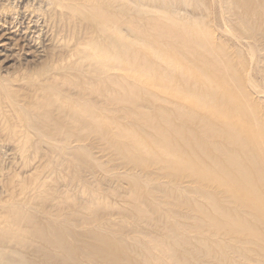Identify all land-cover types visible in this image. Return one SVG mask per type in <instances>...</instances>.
<instances>
[{
	"label": "rangeland",
	"instance_id": "obj_1",
	"mask_svg": "<svg viewBox=\"0 0 264 264\" xmlns=\"http://www.w3.org/2000/svg\"><path fill=\"white\" fill-rule=\"evenodd\" d=\"M213 1L169 0L167 9L170 5L176 10V21L173 23L175 31L178 26L186 25L188 29H182L183 34L202 32L206 37L208 32L215 36L217 59H210L214 64H204L209 70L202 68L205 69L204 74L206 72V75L213 76L212 73H216L217 68L225 67L223 72L233 76L231 90H237L236 82L253 71L248 78L252 80L254 87L264 89V40L259 39V36H264V23L252 19L241 23L230 22L228 15L230 18L241 16L249 10L252 12L253 7H239L234 0H221L223 4H227L226 8L225 5L219 6L221 1L219 4ZM230 3L234 5L228 6ZM5 4L4 0H0V7ZM28 4L29 2H23L21 5L18 3L11 5V8L17 10V6ZM128 14L125 15L127 22L140 19V14L136 12ZM50 29L45 31L48 32L47 37L50 40L47 38V43L42 45V52L36 53L41 57L36 54L24 55L22 49L18 48L16 62L11 66L12 69L9 67L6 70L10 69L11 74L20 69L35 71L50 62L56 39L53 35H57ZM137 29L131 28L128 32L131 39L137 38L130 46L131 56L138 58L139 67L137 68L136 62L131 68L134 75L133 84L136 85L133 86L134 91L138 95L133 101L141 99L136 101L130 113H125L119 108L106 117L109 118L107 125L77 133V136L72 138L76 141L73 140L74 143L67 147H50L47 143H50L48 141L52 139L51 136L34 138L36 144L27 149L29 153L23 152L25 157L22 153L17 154L18 150L12 143L10 145L9 140L1 138L4 143L0 142V219H4V216L5 219L0 222V246L3 247L0 250L4 249L2 240L7 230L11 231L14 227L15 230H29L25 238L30 237L32 246L27 248L13 241L9 246L29 256L31 264H264V164L261 147L255 145L253 152L245 155L243 141L247 143V140L244 134L234 135L231 129H227L216 119L210 123L215 108L225 110L230 107L226 100L217 101L225 90L205 88V92L208 91L215 101L213 100V105L199 111L194 107L193 94L204 98L205 93L197 94L191 90L187 94L182 93L181 85L184 86V81L180 80V77L173 76L171 84L165 88L159 86V80L165 74H181L187 68L192 69L195 66L192 57L201 47L197 45L200 41L185 37L177 41L171 39L167 44L158 41L147 43L142 39L139 27ZM255 38L262 42L263 48H249ZM250 39L252 42L249 41L248 44ZM192 46L195 49L189 50ZM261 49L263 50L259 53ZM229 55L230 67L226 68L227 62L220 61V58ZM258 68L263 75L259 76ZM0 72L6 75L3 70ZM197 76L195 73L187 76L188 87L193 86L191 83ZM196 85V89L199 88L198 84ZM253 86L248 84V89L255 92ZM161 88L170 93L165 96L168 100L158 97L155 101H150V93L159 92ZM257 101L256 99L251 106L258 108L260 102L258 104ZM176 102L183 104V114L176 111ZM261 107L263 109L264 104ZM223 119L228 121L227 118ZM212 123L219 126L212 128ZM260 127L264 129L261 125ZM131 133L141 140L144 139L146 143H136L130 136ZM51 135L59 136L57 133ZM151 143L153 145H150ZM167 150L175 151L176 156L186 162L184 168L187 171L180 172L169 165L165 157ZM161 151L163 155L158 156L157 153ZM192 159L195 160L196 166H191ZM204 160L213 173V182H203L191 173H199V166ZM27 161L32 165L26 163ZM26 164L33 170L27 169L29 167L24 166ZM38 170L41 173L40 170H43V173L33 175L34 171L38 173ZM45 170H49L51 176L47 171L44 172ZM4 173L5 176L10 174L9 179L16 178L13 180L16 184L9 180L8 176L5 177ZM30 174L32 176H29ZM17 175L24 176L25 179L23 177L22 180V177L18 178ZM33 176L35 177L27 181L28 177ZM36 176L38 180L34 183ZM40 176H43L42 179ZM17 179L21 180L20 185L25 183L22 184L24 189L22 185L17 188ZM40 180H44L45 184ZM38 181L41 184L37 183ZM36 184L39 187L44 184L42 188L46 193L43 190L39 193L40 189ZM251 186L259 189L257 209L253 207L250 196L245 195L251 190ZM12 188L20 193L17 195ZM51 192H55V195ZM70 193L73 194L71 197ZM213 206H218L219 210L212 209ZM55 211L59 217H56ZM51 224L56 227L55 237L52 236L54 226ZM56 242L61 244L55 247Z\"/></svg>",
	"mask_w": 264,
	"mask_h": 264
},
{
	"label": "bare ground",
	"instance_id": "obj_2",
	"mask_svg": "<svg viewBox=\"0 0 264 264\" xmlns=\"http://www.w3.org/2000/svg\"><path fill=\"white\" fill-rule=\"evenodd\" d=\"M4 1L6 2V4L2 5L3 7H0V71L3 70L4 73H6V75H3L0 72V142L4 138L9 140L8 142L10 143V145L13 144V146H15L14 148L18 150V153L16 152L17 154L19 153L23 154V152L26 151L28 152L27 149L30 146L36 144V141L34 142V138H38L42 136L47 138L49 136L52 137V139L49 137L50 141L48 142L50 143H47L49 144V146L51 145L50 147L52 148L56 147L57 145H62V148L63 146L67 147L73 142L74 139L72 138L73 137L75 138L77 136V133H81L86 129H90V128L97 129L98 127H103L107 125L109 123L108 122L109 118L106 117L112 115V113L116 112L119 108L122 109L125 113L131 112L132 107L135 106L136 101L140 100L141 98H139L136 101H133L138 95L134 91L133 86L136 85L133 84L134 75L131 68L134 67L133 65L136 64V62H137V68L139 67H138V58L131 56L132 53L130 52V46L134 41H137V38L131 39L128 29L131 28L137 29L139 27V31L142 32V39H144V41L147 43H150L152 41L153 42L158 41L160 43L167 44L168 42L171 41V39L177 41V40L185 39V37H189L193 40L200 41L198 42L197 45H201V47L193 53L194 57H192V60L195 62L194 64L195 66L192 69L187 68L186 71L181 74H177V75L165 74V76L159 80V86L165 88L171 84L172 81L171 78L173 76L180 77L181 78L180 80L184 81L183 83L184 86L180 84L182 88V93L185 92L187 94V92H191V91L197 94L205 93L204 98L203 97L199 98L195 94H193L195 97L194 107L199 111L204 110L207 106L213 105V100L215 99V98L213 99L210 96L208 91L207 93L205 92V88L207 90H211L214 88L215 89L217 88L218 91L225 90V92L221 94V97L217 98L218 97L217 95L216 98L217 101L226 100L230 105V107L225 110H217L218 108H215L213 110L210 123L214 122V119H216L217 122L220 121V123L224 127H226L227 129H231L234 132V135L244 134V137L247 140V143L243 141L246 149L245 150L246 154L245 153L244 154L247 155V153L251 152L254 149L255 145H257L261 147L260 153H262L261 156L263 158V164H264V129L260 127V125L264 127V107L263 109L261 107V105L264 104V89H261L260 87L256 88L257 86L254 87L251 82L252 80L248 78V76H250V74L253 71L247 75L244 73L246 76L242 73L244 75L243 76L244 78H240L238 82L235 81L237 83L236 84L237 90H233L232 88L233 91L231 90V82L233 80V76L232 74L227 75L225 72H223L225 67H223V69L222 68L220 69V67L217 68V70L220 71L217 72L216 70L217 74L211 72L213 76L206 75V72L204 74L203 73L204 70L205 69L208 70L206 68L208 62L212 63L210 59H213V57L216 56L215 54L216 39L214 38L215 36L209 34L208 32L206 34V37H204L203 34H201L202 32L200 34L195 32L193 33V35L183 34L182 29L184 30L188 29L186 25H182V27L178 26V29L175 31V25H173V23L176 21L175 20L176 10H174V7L173 8L170 7V5H169L170 8L168 7L167 9V4H170L169 0H4ZM219 1L221 0H214L213 2L219 4ZM234 1H233L234 3L240 5V6L238 5L239 7H243V6L245 7L247 6L249 8L253 7V9L251 8V10L253 11L251 12L249 10L251 13L248 11L247 12L248 14L244 13L243 15L242 13L241 16H238L235 13L236 16H232V18H230L228 15L229 18L228 20L230 22L233 21V22L241 23V22H245V20L252 19L259 23L260 22L264 23V0H234ZM23 2L26 3L29 2V4L23 6H17L18 8L15 7L17 8V10H13L11 8V5L15 6L14 4H18V3L19 5H21V3ZM201 3L204 2L201 1ZM223 3L219 6L225 5ZM231 3L228 4V6L231 5ZM199 5L201 4L199 3ZM214 5L216 4L214 3ZM226 5L225 7L227 8ZM234 8L235 7H233V11L236 10V9L234 10ZM224 9L225 8H223V10ZM128 11L131 12L133 11L140 14V19L138 21L134 20L135 22L133 21L127 22V20L125 19V15L128 14L127 13ZM160 13H163V15H160ZM230 14L232 15V13ZM226 18H227V13H226ZM159 21L160 23L158 24ZM49 28L53 29V32L54 33L56 32L57 34L56 36L53 35L54 33L52 34L53 37H56V39L53 38L55 39V47H53L54 49L52 53L50 54L51 51H49L50 62L48 63L44 62L45 65H42L44 67L40 68L39 70L34 71L33 69L32 70L20 69V71L12 72L11 74L9 70L12 69L11 66H13V64L16 62V57L17 55H19L18 48H21L22 53H24V55L27 54V56L32 54L34 56L36 53L42 52L41 50V48H43L42 45L47 43V38H48L47 37L48 32L46 33L45 31L48 30ZM42 36L44 37V41L42 39ZM263 38L264 36H261V38L259 36L260 40L261 39L264 40ZM38 39H41L42 41L38 42L37 41ZM48 39L50 40V38ZM256 39L258 38H255L254 40L252 39V41L254 42H252L251 39L248 40V44L250 43L249 41L252 42V44L249 47L252 50H257L256 48H258L259 50L262 47V42L260 43V41L258 42V40ZM194 49L195 48L193 46L189 48V50H194ZM263 49H261L258 52L261 53ZM157 54H158V50H157ZM36 56L41 57V55H37V54ZM230 56L231 55L220 58V61L224 60L225 62H227L226 68L230 67V62H229ZM261 60L263 59L261 58ZM40 63L42 64V62ZM206 63L207 65L205 66L204 64ZM222 63L220 62V64ZM253 63H255V61ZM9 67L11 68L9 70H6ZM260 67H262V65ZM259 71H260L259 76L263 75L261 74L262 71L261 70ZM193 73L198 75L197 79L194 80V82L192 83L190 82L193 85L192 87H188L186 78L188 75H193ZM251 79H253V77ZM194 83L195 85L198 84L199 88L197 89H200V91L196 89L197 85L195 86ZM248 84H251L253 86L255 92L250 91L251 90L250 88H249L250 90L248 89ZM162 88L159 89L161 95L159 94L158 91L151 92L149 100L155 101L158 97H162V99L167 101L168 98L165 96L169 95L170 93H168L166 90ZM178 93L180 95L182 94L180 91H178ZM253 94L255 95V97ZM214 96L215 95H213V97ZM178 99L185 102L180 98ZM256 99L258 100L257 101L258 104L260 102L259 104L260 106H258L259 109L257 107L251 106L254 104ZM234 102L237 103V105ZM242 106L244 107L240 108ZM183 107L184 106L182 103L176 102V111L179 114H183L182 113ZM223 117L227 118L228 121H225ZM210 123L208 121V124ZM213 126H219V125L213 124L210 127L213 128ZM56 133L59 134V136L57 135L54 137L53 135H51ZM130 136L136 140V143L139 142L146 143L144 139L141 140V138L137 137V135L134 133H131ZM1 138L3 139L1 140ZM75 141L76 139L74 140V142ZM2 142L4 143V141ZM64 143H66V145H63ZM1 144L2 143H0V146ZM150 145L153 144L151 143ZM71 146H73V144ZM24 155L25 154H23V156ZM37 155L39 157V154ZM157 155L162 156L163 155L162 151L157 153ZM21 156L20 158L22 159ZM38 157L35 156V158ZM165 157L169 161V165H171L174 169L180 172L187 171L184 168L186 162L183 161L179 156L177 157L175 151L167 150V153H165ZM23 162L25 163L24 160ZM23 162L21 163L23 164ZM206 162H207L206 160H204V162H201L199 166L201 170L199 173H194L193 171L190 172L194 175H197L203 182L205 181L213 182L212 179L213 173L212 171H210L211 170L210 166L207 165ZM21 163L20 165L22 166ZM26 163H28V161ZM190 164L191 166H196L195 160L192 159L190 161ZM45 165H47V163H45ZM49 165L47 166L48 168L50 167ZM24 166L29 167L27 169L31 168L30 166H27V164ZM39 166L41 167V165ZM40 167L37 169H40ZM36 171H34L33 175L34 174L40 175L43 173V170H40L42 171V173L39 172V170L38 173ZM46 171L48 173L49 170H45L44 172ZM14 173L12 175H14ZM9 175L10 174H8L7 177L5 176L4 173V176L7 177L8 179L11 177V176L9 177ZM29 176H32V174H30ZM20 177L18 176V178ZM34 177L35 176L31 178L28 177L29 179H27L26 177V179L27 181L28 180L30 181V179ZM8 179L6 180L8 181ZM17 180L19 181V179ZM36 180H38L37 176L33 182L35 183ZM44 180L42 181L40 180V181L44 183L46 181ZM20 181L18 182L19 184L17 183L19 185V187L17 188H21V185L23 184L22 183L20 185ZM40 181H38L37 183H39ZM8 182L10 183V181ZM13 183L15 182L13 181ZM27 184H29V182ZM44 184L41 187H39V185L37 186L36 184L37 188L39 187L40 189L39 193H42L41 190L44 189L42 188ZM33 185H34L33 187H35V184ZM29 186L28 187L30 189L31 184ZM33 187H32V191H33ZM13 189L14 188H12V190ZM261 189H263V186ZM12 190L10 191V193H12ZM32 191L30 192L32 193ZM43 191L45 192V190ZM18 193H20V191ZM24 193H22L21 196H23ZM51 193L55 195L54 194L55 192L54 193L51 192ZM62 195L65 196L64 194ZM72 195L73 194H71L70 197ZM245 195L250 196V198L252 199L251 201L253 203V207L257 209L259 206L258 203L259 189H257L255 186H251V190L249 192H246ZM19 200L20 199H18V201ZM61 202L62 201L60 200V203ZM49 203L52 204L51 202ZM55 203H57V201ZM67 203H69V201H67ZM57 206L59 208L58 204ZM19 207L21 206L19 205ZM212 209L219 210V207L213 206ZM49 211L50 213L52 212L51 210ZM54 213L56 217H59L57 216L56 211ZM22 215L23 214H21V216ZM48 219H51V217L50 218L48 217ZM2 220L0 222H3ZM51 225L54 226L52 231V236L54 235L55 237L56 227L55 224H51ZM28 231H29L28 229L15 230L14 227L13 229H11V231L7 230V234L4 240H2V242H4L3 244L4 249L0 250V264H31V262L28 259L29 256H26L25 253H20L18 250L16 251L15 249H12L9 246L13 241V242H18L23 246H27V248L31 247L32 245L30 244V242L32 241H30L31 240L30 237L25 238V235L27 234ZM49 240L50 239H48V241ZM59 244L61 243L56 242L54 246L56 247ZM1 248L3 247L0 246V249Z\"/></svg>",
	"mask_w": 264,
	"mask_h": 264
}]
</instances>
